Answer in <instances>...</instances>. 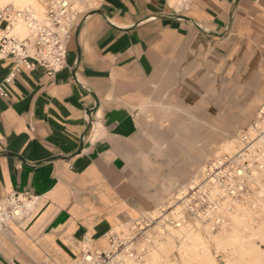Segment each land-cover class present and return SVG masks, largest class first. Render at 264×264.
I'll return each mask as SVG.
<instances>
[{"label":"crops","instance_id":"1","mask_svg":"<svg viewBox=\"0 0 264 264\" xmlns=\"http://www.w3.org/2000/svg\"><path fill=\"white\" fill-rule=\"evenodd\" d=\"M36 1L24 6L40 14ZM171 4L95 0L52 76L0 51V199L35 198L0 232V264H75L102 250L163 185L188 178L192 149L166 123L250 122L262 107L264 0Z\"/></svg>","mask_w":264,"mask_h":264},{"label":"rangeland","instance_id":"2","mask_svg":"<svg viewBox=\"0 0 264 264\" xmlns=\"http://www.w3.org/2000/svg\"><path fill=\"white\" fill-rule=\"evenodd\" d=\"M168 1L170 4L174 3L171 4L172 6L179 5L178 0ZM185 1L187 0H184L180 6H183ZM94 2L95 0H87L85 6L75 13L74 21L70 26L79 20L80 16L88 11V6H92ZM4 4L2 3L0 6ZM14 4L18 7L25 5L19 2ZM46 6L43 2L45 13ZM6 9L20 10L13 4L8 5ZM18 14L24 17L23 13L19 12ZM3 18L6 20L7 17L3 15ZM4 23L6 22L4 21ZM261 106L263 107L264 103ZM257 114L256 112L252 116L250 122L245 120L238 123L232 120L228 121L226 119L231 115H227L219 121L196 120L186 116L187 120L166 123L164 125L166 128L172 126L174 129L181 130L176 137H172V140H177L178 144L192 149L191 155L193 154L194 164L193 168L188 169V178L183 183L163 185L161 201L155 208L143 214L138 220L115 228L105 239L104 248L97 251L108 253V250L111 249L110 240L112 239L115 248L118 246L119 264L123 262L124 264H135L134 261L133 263L128 260L126 262L125 256L127 255L140 256L143 264H264V199L253 201L259 196H264V192H262L264 183L243 185L235 175L236 170H240L243 165L247 166V170L251 172L258 163L254 161V166L250 167V162L247 159L237 164L231 160L229 155L238 146L241 137L248 135L251 126L258 121ZM180 134L186 135L180 136ZM217 158L223 160L219 168L216 169L217 173H221L219 176L222 181L230 182L232 180L236 187H241L243 193H249L251 198L246 203L236 206L234 212L229 214V222L224 226V229L223 226H216L213 229L203 226V222L209 219L204 214L210 209H215L220 201L219 198L211 197L200 190L207 182L206 176L203 175V169L216 162ZM196 180L199 183L194 184L195 189H188L192 196L190 206L185 207L177 199V195L185 188H189L190 183H194ZM177 203L181 205V210L182 206L184 207L187 215L186 221L190 225L183 230L175 231L171 237L169 229L177 228L167 221H170V218L175 215L176 208H173V205ZM162 208L165 210L164 214L159 211ZM34 210L35 207L29 213ZM195 210L196 212H194ZM231 214L233 215L231 216ZM165 217H167L166 221Z\"/></svg>","mask_w":264,"mask_h":264},{"label":"bare ground","instance_id":"3","mask_svg":"<svg viewBox=\"0 0 264 264\" xmlns=\"http://www.w3.org/2000/svg\"><path fill=\"white\" fill-rule=\"evenodd\" d=\"M8 0H0V4L5 3ZM22 4H28L36 6V0H16ZM43 5H47V0H39ZM87 0H64L63 3H67L71 7V13L65 16L62 19L63 26L66 28L70 26L72 21H74V15L80 9L85 6ZM90 1V0H88ZM184 0H178L179 5H182ZM186 2V1H185ZM7 6L0 9L1 12H7L6 17L7 21H10V26L8 28L7 33L1 27L4 26V23H0V37L4 34L8 35V37H13L20 40H30L34 41L36 31L41 29L42 27L48 25L47 20V6L46 13L43 11L42 13H38L31 6H22L16 7L20 9L19 11L6 9ZM19 12L23 13L24 17ZM3 25V26H2ZM258 121H256L250 128L248 135H244L241 137L240 142H238V146L234 148L233 152H230L231 160L235 163L239 164L242 160H249L250 167L254 166V161L258 164L255 166L253 171H248L247 166H242L240 170H236V178L243 185H251L254 183L263 184L264 183V106L259 110L257 114ZM240 139V138H239ZM239 141V140H238ZM254 143V144H252ZM252 144V146H250ZM244 145V146H243ZM250 146V147H249ZM222 158H217L216 162L211 163L203 169V175L206 176L207 179L205 184L200 188L202 192L207 193L211 197L219 198V202L215 209L208 210L207 213L204 214L206 218H209L207 221L203 222L204 227H208L213 229L216 226H226L229 222L228 216L230 213L234 212L236 206L239 204L246 203V201L251 200L249 197V193H243L241 187H236L232 180L230 182H224L219 176L221 173H217L216 169L219 168V165L222 164ZM251 173V175H249ZM199 181L196 180L194 183H190L189 188H185L180 191L177 195V199L180 200L184 206H190V202L192 196L188 189H195L194 184H198ZM239 183V184H240ZM240 186V185H239ZM264 192V187L262 189ZM191 196V197H190ZM242 196V197H241ZM241 197V198H240ZM264 196H259L254 200L260 201L263 200ZM34 203L27 202L26 208L29 211L33 210ZM181 205L178 203L173 205L175 209L174 216L171 217L170 224L177 229H169L171 230L170 236L173 237V233L175 231L183 230L187 228L190 224L187 223V215L184 211V207L182 206V210L180 209ZM193 210V209H192ZM161 214H164L163 208L159 210ZM233 214H231L232 216ZM167 217H165L166 221ZM11 223V222H10ZM9 223V224H10ZM90 258L89 256H87ZM125 260L130 263L135 262V264H143L141 257H135L134 255L125 256ZM123 262V260H121ZM124 264V262L122 263Z\"/></svg>","mask_w":264,"mask_h":264},{"label":"built area","instance_id":"4","mask_svg":"<svg viewBox=\"0 0 264 264\" xmlns=\"http://www.w3.org/2000/svg\"><path fill=\"white\" fill-rule=\"evenodd\" d=\"M64 0H47V20L48 25L36 31L33 42L30 40H20L8 37L4 34L0 37V51L5 50L17 58L18 66L24 65L32 68L35 65L42 66L50 76L61 70L65 66L67 54L66 42L70 37L72 26L64 27L62 19L70 12V6L63 3ZM4 12L0 11L1 27L8 30L10 21L3 18ZM7 13V12H6ZM1 91V89H0ZM225 182V181H224ZM34 203L35 198L29 193H13L0 199V232L3 231L10 222H16L25 218L29 214L26 203ZM189 207V206H188ZM192 208V207H191ZM194 210V209H193ZM196 212V210L194 211ZM111 249L106 251L87 252V255L75 264H119L118 246L115 248L114 241L110 240Z\"/></svg>","mask_w":264,"mask_h":264}]
</instances>
